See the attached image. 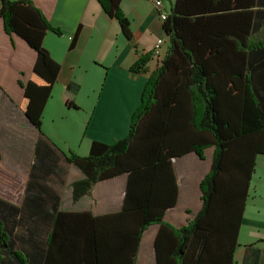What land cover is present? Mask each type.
<instances>
[{"label":"trees","instance_id":"1","mask_svg":"<svg viewBox=\"0 0 264 264\" xmlns=\"http://www.w3.org/2000/svg\"><path fill=\"white\" fill-rule=\"evenodd\" d=\"M98 1L131 39L122 0ZM169 1L170 12L163 21L170 40L167 54L150 74L127 136L113 144L94 141L87 156L63 154L84 174L72 185L73 200L90 194L97 182L127 173L122 211L100 218L129 222L126 230L133 238L134 256L150 224L169 225L162 222L164 212L176 203L178 194L171 158L189 151L204 158L205 148L214 146L211 170L200 184L202 207L188 224L173 228L179 242L166 248L164 259L158 244L157 264H205L207 244L213 238L230 242L231 264L256 159L264 154V0ZM0 15L5 31L19 35L37 52L32 76L23 84L22 108L40 128L60 70L44 47V37L48 30L62 31L31 0H2ZM151 56L141 54L131 71L147 72ZM20 212L0 198V264H38L45 253L38 242L44 232L16 230L28 217ZM60 237L57 230L51 231L48 240ZM79 246L76 242L70 250L62 247L60 259L80 264L91 257Z\"/></svg>","mask_w":264,"mask_h":264},{"label":"crops","instance_id":"2","mask_svg":"<svg viewBox=\"0 0 264 264\" xmlns=\"http://www.w3.org/2000/svg\"><path fill=\"white\" fill-rule=\"evenodd\" d=\"M31 1L62 31L48 30L44 37V47L60 70L38 128L22 108L23 84L32 76L37 52L19 35H9L0 15V198L19 207L20 216H28L17 231L44 232L38 242L45 253L38 264H75L59 254L76 242L91 256L80 264H157L158 244L164 259L166 248L179 242L174 229L188 224L202 207L200 184L211 170L214 146L205 148L204 158L195 151L171 158L178 194L162 221L170 226L150 224L134 256L129 222L100 218L122 211L128 174L101 180L90 194L74 201L72 185L84 174L63 154L87 156L94 141L113 144L127 136L144 87L160 63L151 56L147 72L130 67L141 54H152L160 38L165 40V58L170 40L163 21L152 0H122L130 39L98 0ZM263 178L264 154H259L231 264H264ZM56 230L61 237L48 240ZM207 245L205 264H228L229 241L213 238Z\"/></svg>","mask_w":264,"mask_h":264},{"label":"built area","instance_id":"3","mask_svg":"<svg viewBox=\"0 0 264 264\" xmlns=\"http://www.w3.org/2000/svg\"><path fill=\"white\" fill-rule=\"evenodd\" d=\"M152 1L154 3L159 18L162 21L166 20L170 12L169 11L170 7L166 6L165 0H152ZM164 45H165V40L160 38L156 41L152 50V57L156 58L157 62L160 63V65L164 59V51H163Z\"/></svg>","mask_w":264,"mask_h":264},{"label":"rangeland","instance_id":"4","mask_svg":"<svg viewBox=\"0 0 264 264\" xmlns=\"http://www.w3.org/2000/svg\"><path fill=\"white\" fill-rule=\"evenodd\" d=\"M165 2H166V6L171 7V3L169 0H165ZM263 180H264V178H263ZM262 184H263V182H262Z\"/></svg>","mask_w":264,"mask_h":264}]
</instances>
